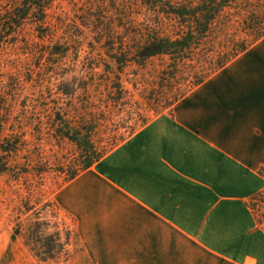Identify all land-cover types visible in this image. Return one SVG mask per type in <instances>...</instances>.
Returning a JSON list of instances; mask_svg holds the SVG:
<instances>
[{"label":"rangeland","instance_id":"374dc122","mask_svg":"<svg viewBox=\"0 0 264 264\" xmlns=\"http://www.w3.org/2000/svg\"><path fill=\"white\" fill-rule=\"evenodd\" d=\"M204 1L0 0V264H149L158 183L133 142L264 34V0H232L186 60L138 58L188 30L174 9ZM91 152L103 159L84 172ZM248 205L264 228V189ZM36 224L61 233L53 258L33 250Z\"/></svg>","mask_w":264,"mask_h":264},{"label":"crops","instance_id":"0c3cea01","mask_svg":"<svg viewBox=\"0 0 264 264\" xmlns=\"http://www.w3.org/2000/svg\"><path fill=\"white\" fill-rule=\"evenodd\" d=\"M157 123L133 142L148 152L149 181L158 183L143 261L264 264V228L248 205L264 189V37ZM172 242L174 257L162 252Z\"/></svg>","mask_w":264,"mask_h":264},{"label":"trees","instance_id":"16d2710c","mask_svg":"<svg viewBox=\"0 0 264 264\" xmlns=\"http://www.w3.org/2000/svg\"><path fill=\"white\" fill-rule=\"evenodd\" d=\"M232 0H207L202 4L197 5L193 8L187 6H181L178 9H174L173 12L176 16L180 17L185 22L190 23L188 30L180 37L176 39L161 38L153 39L148 44H146L138 53V58L141 60H146L148 58L159 56V55H169L175 61L176 60H186L190 50L195 49V46L201 45L203 40L206 38L212 23L215 21L216 15L222 11ZM264 34L257 36V41L262 39ZM251 47V46H250ZM250 47L242 46L241 49H237L235 55L231 56V60H225L221 62L220 69L225 67L232 59L238 57L240 54L248 50ZM69 134V133H67ZM72 140L76 141L80 146L83 147L85 152L90 151L89 142L86 139H80L78 133H73L72 135H67ZM5 152H9L10 149L4 146ZM101 158L93 157V153L87 157L84 164L85 170L91 168L96 162ZM5 167H0V172L4 171ZM84 170V171H85ZM78 175L73 174L72 179L76 178ZM42 224H36L35 229H32L31 242L33 250L39 255L43 252L48 257L53 258L55 251L56 241L61 240V233L56 232L53 235H44L42 231Z\"/></svg>","mask_w":264,"mask_h":264}]
</instances>
